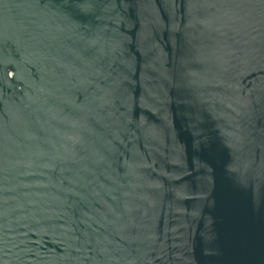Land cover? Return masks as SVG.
Returning a JSON list of instances; mask_svg holds the SVG:
<instances>
[{"label":"water","instance_id":"95a60500","mask_svg":"<svg viewBox=\"0 0 264 264\" xmlns=\"http://www.w3.org/2000/svg\"><path fill=\"white\" fill-rule=\"evenodd\" d=\"M0 264H264V0H0Z\"/></svg>","mask_w":264,"mask_h":264}]
</instances>
